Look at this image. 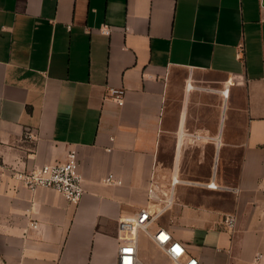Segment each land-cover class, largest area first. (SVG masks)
Masks as SVG:
<instances>
[{
    "label": "crops",
    "instance_id": "0c3cea01",
    "mask_svg": "<svg viewBox=\"0 0 264 264\" xmlns=\"http://www.w3.org/2000/svg\"><path fill=\"white\" fill-rule=\"evenodd\" d=\"M70 149L77 203L12 176ZM173 170L155 225L201 264H264L261 0H0V264H116L119 219ZM137 257L166 259L144 231Z\"/></svg>",
    "mask_w": 264,
    "mask_h": 264
},
{
    "label": "built area",
    "instance_id": "2783aa9c",
    "mask_svg": "<svg viewBox=\"0 0 264 264\" xmlns=\"http://www.w3.org/2000/svg\"><path fill=\"white\" fill-rule=\"evenodd\" d=\"M101 32L108 35L110 28L101 27ZM124 89L108 87L106 95L114 99L117 104L122 105L124 99ZM222 94L226 96L228 89H224ZM28 137H33L31 133ZM12 176L25 187L34 190L37 188L52 189L67 199L70 203H77L83 192L82 176L78 170V159L75 149H70L67 158L63 162L43 163L35 165L28 170H13ZM180 179L176 171L173 170L169 182L164 185L155 179L152 174L148 185V197L152 204L148 207L140 208L133 217L120 218L117 223L118 238L120 244L117 250L116 264H143L137 257V242L139 231H144L150 239L161 249L170 264H201L200 260L190 254L185 244L176 239L172 233L164 226L155 222L170 207L174 187ZM106 183H120L112 173L104 178ZM209 189L222 188L213 179L207 181L194 182ZM223 224L229 230H233L236 224L234 216H224ZM32 226H35L33 223ZM151 226H154L151 231Z\"/></svg>",
    "mask_w": 264,
    "mask_h": 264
},
{
    "label": "rangeland",
    "instance_id": "374dc122",
    "mask_svg": "<svg viewBox=\"0 0 264 264\" xmlns=\"http://www.w3.org/2000/svg\"><path fill=\"white\" fill-rule=\"evenodd\" d=\"M159 221H160V222H161V221H164V219H163L162 216H160ZM143 235H144V234H140V240H141V242H144V237H143ZM145 247H146V245H145ZM146 254H149V252H148L147 249H146ZM168 262H169V261H168L167 258H166V259H163V260H159V263H158V264H167Z\"/></svg>",
    "mask_w": 264,
    "mask_h": 264
},
{
    "label": "water",
    "instance_id": "95a60500",
    "mask_svg": "<svg viewBox=\"0 0 264 264\" xmlns=\"http://www.w3.org/2000/svg\"><path fill=\"white\" fill-rule=\"evenodd\" d=\"M261 2L264 4V0H261Z\"/></svg>",
    "mask_w": 264,
    "mask_h": 264
}]
</instances>
